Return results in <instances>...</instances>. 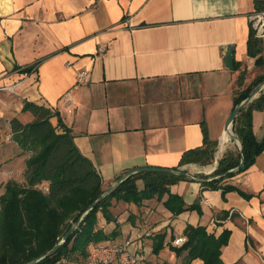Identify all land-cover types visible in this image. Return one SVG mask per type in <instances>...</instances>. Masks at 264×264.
<instances>
[{
    "label": "crops",
    "instance_id": "crops-1",
    "mask_svg": "<svg viewBox=\"0 0 264 264\" xmlns=\"http://www.w3.org/2000/svg\"><path fill=\"white\" fill-rule=\"evenodd\" d=\"M256 12L255 0H0V198L9 181L24 182L31 157L13 141L10 124L34 121L23 112L26 102L59 114L52 124L60 117L70 129L105 192L131 169L177 168L184 153L204 146L205 131L218 156L233 150L225 125L238 76L247 73L246 87L263 74L248 54ZM231 47L233 70L225 63ZM25 68L33 71L23 74ZM82 71L86 83L77 85ZM253 133L264 138V109L253 112ZM224 184L249 198L181 181L171 192L201 212L174 217L164 206L167 195L141 206L113 200L115 220L100 212L97 229L116 231L111 242H129L147 264H186L187 253L170 247L189 225L217 237L228 230L224 264H264V152ZM162 233L165 246L155 255Z\"/></svg>",
    "mask_w": 264,
    "mask_h": 264
},
{
    "label": "trees",
    "instance_id": "trees-1",
    "mask_svg": "<svg viewBox=\"0 0 264 264\" xmlns=\"http://www.w3.org/2000/svg\"><path fill=\"white\" fill-rule=\"evenodd\" d=\"M255 7L257 12L263 11L264 0H255ZM263 53L264 40L258 38L251 28L248 54L257 58L256 65L263 69V74L245 87L247 73L240 72L234 108L264 83ZM237 69L235 67L234 70ZM32 71L33 68H25L21 72L30 74ZM263 109L264 92L242 110L234 122L233 131L243 145V168L239 172H231L239 166L241 156L239 152L228 153L213 174L198 176L206 180L202 183L204 189L221 190L224 195L235 191L249 198L238 188L225 185L224 181L246 172L264 152V138L258 141L253 133V112ZM23 112H30L34 121L24 124L14 118L10 122L11 130L13 141L31 157L26 162L24 182L9 181L0 198V264H26L43 256L59 244L81 218L80 225L67 242L54 255L36 264H85L90 244L114 245L111 241L115 239L116 231L106 234L97 229L100 212L108 222L115 220L110 211L113 200L141 206L145 201H161L167 195L164 206L174 217L187 211L201 212L198 203L187 206L183 197L170 190L178 182L188 181L187 178L163 173H139L127 179L111 196L85 215L88 207L105 193L99 174L89 159L78 151L70 129L61 118L56 127L52 124L51 120L58 113L31 102L25 103ZM216 146L209 141L205 131L204 146L184 153L174 170L189 164L210 165L214 161ZM184 235L187 242L183 246L170 248L178 256L187 253L186 264L197 259L204 264H224L222 249L229 243L230 231L225 230L217 237L205 227L189 225ZM166 237V233L155 236V255L164 249Z\"/></svg>",
    "mask_w": 264,
    "mask_h": 264
},
{
    "label": "water",
    "instance_id": "water-1",
    "mask_svg": "<svg viewBox=\"0 0 264 264\" xmlns=\"http://www.w3.org/2000/svg\"><path fill=\"white\" fill-rule=\"evenodd\" d=\"M234 48L231 47L229 50V53L227 57L225 58L226 67L230 70H233L234 68ZM264 90V83L258 85L249 95V97L244 100L240 105L236 106L234 110L232 111L231 115L229 116L226 125H225V132L228 133L232 139L235 140L239 147V153L241 156V162L239 166L234 169L233 173L239 172L244 164V152H243V145L239 137L233 132V125L237 118V116L241 113L242 110H244L253 100L257 98V96ZM139 173H163V174H169V175H175V176H182L187 178L188 180H194L200 183L206 182L204 179H197L193 176L192 173H190L186 168H179L177 170L174 169H164V168H156V167H139L135 169H131L130 171H127L124 175H122L120 178L117 179L115 184L110 187L101 197H99L95 202H93L87 209L86 214H88L90 211H92L97 205H99L104 199L111 196L127 179L132 177L133 175L139 174ZM215 178V177H213ZM212 178V179H213ZM218 178V177H216ZM211 180V179H210ZM82 221V218L73 225V227L65 234V236L62 238L59 244H57L52 250L44 254L43 256L33 260L32 262L26 263V264H36L42 259L46 258L47 256L54 255L60 247L67 242V240L70 238V236L74 233V231L78 228Z\"/></svg>",
    "mask_w": 264,
    "mask_h": 264
},
{
    "label": "built area",
    "instance_id": "built-area-1",
    "mask_svg": "<svg viewBox=\"0 0 264 264\" xmlns=\"http://www.w3.org/2000/svg\"><path fill=\"white\" fill-rule=\"evenodd\" d=\"M252 28L256 36L264 40V10L253 13L250 16ZM104 48L101 52H104ZM87 71H82L77 80V85H85ZM145 235L148 237L150 233ZM187 242L185 237H180L173 242L174 247H181ZM85 264H147V258L144 253L134 251L131 244L107 246L104 244H90L88 246V260ZM152 264V263H149Z\"/></svg>",
    "mask_w": 264,
    "mask_h": 264
},
{
    "label": "rangeland",
    "instance_id": "rangeland-1",
    "mask_svg": "<svg viewBox=\"0 0 264 264\" xmlns=\"http://www.w3.org/2000/svg\"><path fill=\"white\" fill-rule=\"evenodd\" d=\"M234 132V131H233ZM230 143H232V146L230 144V147H233L234 149L233 150H226L225 153H223L222 155H219V149L216 151L215 155H214V161L210 164V165H207V166H202V165H199V164H194L195 166L194 167H191V168H188L189 172L194 174L195 176H201V175H205V176H209L211 174H213V172L215 170H211L214 168V165H217L218 167V164L220 162V160H222L224 158L225 155H227L228 153H238L239 152V147L237 145V143L235 144V141L234 139H232L230 141ZM202 167V168H201ZM201 168V169H200ZM199 169L203 172V173H206V174H199ZM205 170V171H204ZM65 264V263H64Z\"/></svg>",
    "mask_w": 264,
    "mask_h": 264
},
{
    "label": "bare ground",
    "instance_id": "bare-ground-1",
    "mask_svg": "<svg viewBox=\"0 0 264 264\" xmlns=\"http://www.w3.org/2000/svg\"><path fill=\"white\" fill-rule=\"evenodd\" d=\"M226 134L229 135L228 133H226ZM228 138H229V137H228ZM228 140H229V139H228ZM235 143H236V142H235ZM214 169H215V168H214ZM214 169H213V170H214ZM204 171H205V170H204ZM205 174H206V173H205Z\"/></svg>",
    "mask_w": 264,
    "mask_h": 264
}]
</instances>
